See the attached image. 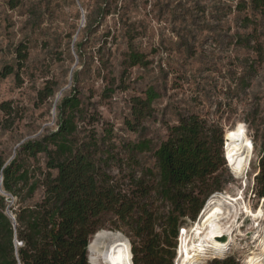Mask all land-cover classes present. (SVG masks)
<instances>
[{"label":"rangeland","instance_id":"rangeland-1","mask_svg":"<svg viewBox=\"0 0 264 264\" xmlns=\"http://www.w3.org/2000/svg\"><path fill=\"white\" fill-rule=\"evenodd\" d=\"M19 47L26 48L24 61ZM132 51L149 64L131 67ZM6 67L15 73L3 78ZM151 87L160 94L153 115L144 129L130 131L132 101L145 98ZM45 89L55 90V97L43 99ZM71 95L81 101L77 121L83 135L101 138L112 129L108 144H115L121 158L125 144L141 137L158 147L181 115L220 123L227 135L237 132L235 139L244 141L250 155L237 151L238 174L228 162L222 172L224 202L241 198L226 258L237 264H247L248 255L264 261V200L255 196L253 179L259 153L248 139L264 142V9H255L252 0H0V105L11 101L14 109L7 120L0 108V155L10 159L25 140L56 129L55 104ZM22 159L38 173L46 170L44 155ZM137 159L141 167L155 169L152 152ZM118 165L109 168L111 174L120 176ZM42 196L40 188L31 202ZM192 226L188 220L187 232L181 231L187 244ZM181 238L174 264L222 260L209 256L189 263L179 255Z\"/></svg>","mask_w":264,"mask_h":264},{"label":"trees","instance_id":"trees-1","mask_svg":"<svg viewBox=\"0 0 264 264\" xmlns=\"http://www.w3.org/2000/svg\"><path fill=\"white\" fill-rule=\"evenodd\" d=\"M252 5L264 9V0H252ZM25 50L17 48L20 61L27 58ZM129 63L131 67L149 64L145 55L135 51L129 54ZM14 73V67H6L2 77ZM72 77L78 78V72ZM45 91L40 92L43 99L56 95L53 89ZM145 95L132 101V120L126 123L130 131L144 129L143 122L153 115V104L160 97L152 87ZM80 105L76 95L63 97L55 104L56 129L25 140L9 163L11 158L0 155L4 191L0 188V264H91L88 253L97 242L126 244L133 264H174L177 240L187 221L197 223L211 199L223 195L227 162L239 172L241 166L233 163L238 133L224 134L220 123L197 114L181 115L158 147L141 137L125 144L121 158L115 144H108L112 129L101 138L95 132L83 135L77 121ZM0 108L7 120L14 115L11 101ZM229 136L234 138L227 149ZM248 139L253 153H259L255 196L264 200V142ZM148 152L156 161L155 169L141 167L137 159ZM23 155L35 161L44 155L46 170L39 168L38 173ZM117 163L120 176L109 170ZM40 188L41 200L32 203ZM10 209L15 219L9 216ZM107 225L116 231L104 229ZM246 260L264 264L252 255ZM214 263L237 264L232 258Z\"/></svg>","mask_w":264,"mask_h":264},{"label":"bare ground","instance_id":"bare-ground-1","mask_svg":"<svg viewBox=\"0 0 264 264\" xmlns=\"http://www.w3.org/2000/svg\"><path fill=\"white\" fill-rule=\"evenodd\" d=\"M234 148L238 152L250 155V151L241 138L235 140ZM240 200L241 198L229 199L231 204L227 205L221 195L211 199L202 220L192 226L194 235L190 236L188 244L187 240L184 241V238H181L179 255H182V259L185 257V260L192 263L197 259L209 256L220 259L227 257L231 248L226 245L234 238L233 227L239 215L238 201ZM186 232L187 229L182 230L183 235ZM89 255L91 264H133L128 246L120 242L93 244Z\"/></svg>","mask_w":264,"mask_h":264},{"label":"water","instance_id":"water-1","mask_svg":"<svg viewBox=\"0 0 264 264\" xmlns=\"http://www.w3.org/2000/svg\"><path fill=\"white\" fill-rule=\"evenodd\" d=\"M13 158H14V156L8 161V163H9ZM8 163H7V164H8ZM2 185H3V178H2L1 183H0V188H1V192L4 193L3 188H2ZM205 210H206V209H205ZM205 210L203 211V213H202L201 216L199 217L198 222H199L200 220H202V218L204 217V212H205ZM8 214H9L10 217H12L13 219H15V217L13 216V214H12L10 211H8ZM194 224H196V223H194ZM223 240H225V239H223Z\"/></svg>","mask_w":264,"mask_h":264},{"label":"built area","instance_id":"built-area-1","mask_svg":"<svg viewBox=\"0 0 264 264\" xmlns=\"http://www.w3.org/2000/svg\"><path fill=\"white\" fill-rule=\"evenodd\" d=\"M9 198H12L11 196H9ZM90 262V261H89Z\"/></svg>","mask_w":264,"mask_h":264}]
</instances>
